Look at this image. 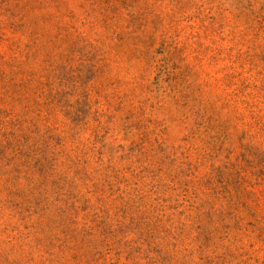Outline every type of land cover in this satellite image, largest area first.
I'll return each instance as SVG.
<instances>
[{"label":"rangeland","instance_id":"rangeland-1","mask_svg":"<svg viewBox=\"0 0 264 264\" xmlns=\"http://www.w3.org/2000/svg\"><path fill=\"white\" fill-rule=\"evenodd\" d=\"M0 264H264V0H0Z\"/></svg>","mask_w":264,"mask_h":264}]
</instances>
